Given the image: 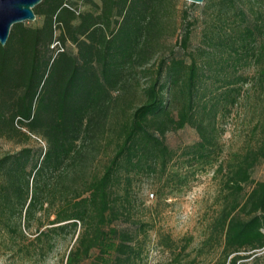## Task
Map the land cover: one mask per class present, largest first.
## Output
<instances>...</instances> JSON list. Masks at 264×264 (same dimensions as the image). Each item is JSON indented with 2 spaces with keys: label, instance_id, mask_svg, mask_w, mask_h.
Wrapping results in <instances>:
<instances>
[{
  "label": "trees",
  "instance_id": "16d2710c",
  "mask_svg": "<svg viewBox=\"0 0 264 264\" xmlns=\"http://www.w3.org/2000/svg\"><path fill=\"white\" fill-rule=\"evenodd\" d=\"M83 2L80 10L75 0H42L33 8L40 23L14 24L0 44V137L23 144L0 157V229L24 241L36 225L13 253L43 260L69 234L61 264H144L147 224L118 226L134 179L151 174L159 188L180 189L212 167L224 193L203 245L218 246L217 264L264 249V181L251 177L264 159V121L259 144L225 160L216 124L241 95V69L253 65L264 80V0H210L201 54L187 52L195 20L182 10L175 23L178 0ZM178 30L188 60L164 54ZM186 125L199 138L182 152V170L171 167L177 155L164 136ZM190 241L159 233L157 246L171 253L169 264H191L181 260Z\"/></svg>",
  "mask_w": 264,
  "mask_h": 264
},
{
  "label": "rangeland",
  "instance_id": "374dc122",
  "mask_svg": "<svg viewBox=\"0 0 264 264\" xmlns=\"http://www.w3.org/2000/svg\"><path fill=\"white\" fill-rule=\"evenodd\" d=\"M75 1L80 10L87 7L83 0ZM209 1L192 3L186 0H178L175 23L179 24L182 10L187 12L190 20H195L187 52H194V54L203 52L205 21H208L212 14V10L208 8ZM40 21L41 17L36 16L34 21L24 23L35 26ZM172 22L174 21L170 20L167 25L172 26ZM179 34L180 30L164 39V54L166 55L169 50L173 49L176 54L186 57L188 60L186 53L180 51L177 45ZM155 58L153 59L155 60ZM154 70L155 67L152 68V71ZM240 73L247 80L242 84L241 95L238 97L237 103L224 117L220 115V111L216 118L217 129L219 130L218 143L222 148L220 158L223 160L229 157L231 153H243L248 148L256 147L261 137L260 123L264 121V80L259 78L257 68L253 65L241 69ZM215 78L214 75L204 78L208 90H214L213 87L217 85L213 81L216 80ZM146 80L147 77L143 78L141 84L144 85ZM212 90L207 92L206 98L212 96L211 93L214 92ZM198 138L195 128L189 125L165 133V143L177 155L171 167L182 166V170L186 169L181 154L187 146L196 142ZM29 144L35 149H44V142L35 136H31ZM22 146L23 144L16 140L0 137V157L15 152ZM101 158L105 159L100 155ZM214 168L202 169L195 174L187 185L180 189L174 188L173 185L159 188L162 182H158L157 177L151 174H144L134 179L130 194L131 205L127 206L128 212L124 219L122 218L118 222V226L128 227L134 231L137 226L134 222L147 224L148 236L143 254L144 264H169L171 253L157 246L159 233L169 234L178 244H182L187 237L191 238L189 246L182 254L181 260L183 261L192 260L191 264H217L220 260L218 246L211 248L203 245L209 232V225L220 210L221 195L224 193L221 191V176L215 174ZM251 177L254 181H264V159H261L253 167ZM250 188L251 185H246L241 196L246 195ZM151 192L154 194L152 198L149 197ZM24 233L27 238L22 241L11 237L10 232L1 227L0 264H61L62 255L74 242L69 234L58 235L54 250L45 259L37 260L33 256L30 258L29 255L13 253L22 243L26 244L33 239L36 233V225L33 224L30 229H25ZM239 254L247 256L239 261L240 264H264V249L256 252H240Z\"/></svg>",
  "mask_w": 264,
  "mask_h": 264
},
{
  "label": "water",
  "instance_id": "95a60500",
  "mask_svg": "<svg viewBox=\"0 0 264 264\" xmlns=\"http://www.w3.org/2000/svg\"><path fill=\"white\" fill-rule=\"evenodd\" d=\"M42 0H0V44L4 46L9 38L11 27L17 23L34 21L33 8ZM202 3L204 0H186Z\"/></svg>",
  "mask_w": 264,
  "mask_h": 264
},
{
  "label": "built area",
  "instance_id": "2783aa9c",
  "mask_svg": "<svg viewBox=\"0 0 264 264\" xmlns=\"http://www.w3.org/2000/svg\"><path fill=\"white\" fill-rule=\"evenodd\" d=\"M154 196V194L151 192L149 193V197L152 198Z\"/></svg>",
  "mask_w": 264,
  "mask_h": 264
}]
</instances>
